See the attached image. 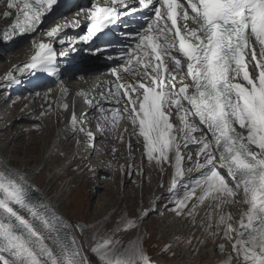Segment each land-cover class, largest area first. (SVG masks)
I'll return each mask as SVG.
<instances>
[{
    "label": "snow or ice",
    "instance_id": "6c2138e0",
    "mask_svg": "<svg viewBox=\"0 0 264 264\" xmlns=\"http://www.w3.org/2000/svg\"><path fill=\"white\" fill-rule=\"evenodd\" d=\"M56 3L57 0H6L7 10L3 15L8 18L15 11L14 23L8 26L13 35L17 31L35 32ZM186 3L188 7L180 0H105L104 4L97 0L82 10L90 21L87 34L61 36L59 43L64 45L68 41L71 46L78 40L105 39L108 36L105 29L116 24L121 16L142 9L151 13H142L146 23L132 34L137 41L135 48L132 53L125 49L121 57L131 63L132 54L140 51L142 55L136 60L138 72L129 78L131 82H117L115 91L108 93L118 106L111 110L112 127L115 129L120 120H128L133 126L132 134L137 139L143 138L149 162L155 160L162 166L169 160V154L174 153L177 178L183 175L181 146L199 145L197 157H203V163L197 159L196 166L205 171L193 185L185 186L183 198H177V181L173 180L172 210L184 215L183 210L196 188L202 185L206 187L197 204H203L206 197L215 193L212 199L218 203L214 206L221 209L226 204L237 203L234 197L242 193L247 209L238 227L234 228L231 214H221L217 232H211L209 225L210 235L215 239L223 226V239L232 241L236 264H264V0H186ZM181 13L186 21L183 32L178 26ZM188 20L196 27L189 28ZM62 28V25L53 27L46 35L57 37ZM255 45L259 46L260 59ZM112 47V42L107 41L94 51L99 53ZM38 48L24 68L57 75L60 69L53 45L41 42ZM59 55L68 53L62 51ZM107 55L112 58L110 53ZM250 63L255 74L249 71ZM112 74L117 81L122 79L120 69L114 68ZM8 79L9 82L15 79L13 73H8ZM62 106L69 107L67 103ZM172 109L181 121L182 127L177 131L183 135L179 137L173 134ZM71 122L75 128L78 123L75 114ZM87 134L93 137L91 131ZM217 159L219 165L214 163ZM221 169H226L231 186ZM151 211L154 209L143 211L139 219L149 216ZM195 214L196 205H193L187 215L194 220ZM138 227L137 219L121 216L113 236L122 228ZM233 232L237 233L235 237ZM113 236L102 238L91 247L100 264H153L140 238L124 247ZM46 240H51L58 251ZM225 247L222 243L219 250L223 252ZM165 250H170V246ZM0 264H91L83 256L72 227L47 205L34 201L29 189L2 168Z\"/></svg>",
    "mask_w": 264,
    "mask_h": 264
},
{
    "label": "bare ground",
    "instance_id": "6f19581e",
    "mask_svg": "<svg viewBox=\"0 0 264 264\" xmlns=\"http://www.w3.org/2000/svg\"><path fill=\"white\" fill-rule=\"evenodd\" d=\"M5 4L6 0H2V2H0V57L2 56L1 52L8 51V53L4 56L6 60L0 63V70L3 69L5 73H7L6 80H8L9 86L6 87V89L11 93V95H16L14 103L17 104V106H14V104H5L7 95L4 96L5 98L2 99V101H0L2 103L0 105L2 108L0 122L6 117L12 116V124H14L12 125L8 123L4 126H0V133L13 126L14 132L19 135L18 138L21 136L24 137L23 135H25V133L23 132L21 125L15 124V121H25V119L31 120L34 123L36 121L37 124L34 125V127L38 130L36 132V130L33 129L30 133H27V140L24 144L25 147L29 149H26L20 157L19 155L14 154L12 149H9V145L16 138H10L7 142H1L0 168L8 173L12 178H15L19 182L23 183L29 189L30 195L34 201L42 202L43 204L47 205L50 211H54L56 214L62 217L68 225L72 227V233L81 245L82 254L87 258V254L82 247L80 238L75 230L74 225L61 209V203L79 184V178L76 179L75 176L68 177V179L64 181L56 191H53V187L48 185L52 179L60 175H68L74 167L85 163L90 168L95 170L93 173V175H96V180L94 183H96L98 190L103 189L107 192L108 189L110 190L114 188V185L117 186V200L121 201V203H124L122 204L123 207H125V210L123 215L122 213L118 215L116 223L110 228L109 220L113 213H115L117 209H122L123 207L118 206L116 208V206H113L112 208H109L108 211L106 210L107 212L104 213L102 217H97L91 228L93 229V239L95 238L94 240L99 241L102 238L113 236L114 230L116 229L121 216L127 215L129 219H133L130 208H126L128 199L135 201L136 195L139 196L137 199L139 198V203L142 206L139 209L140 216L144 211L145 204H147V210L154 209V211H151L150 213H154L155 210L158 209L157 205L160 201L161 187L156 184L155 181H153L154 183L147 182L146 186L149 187L148 189H150V192L146 198L144 196L145 189L147 190L145 185L140 183L137 185L136 189H134L132 186L130 188L129 182L132 180L133 174L135 173L136 176L142 171L141 162L143 164L145 161H147V165H155L158 169V172L162 173L163 175L169 173L170 177H172V181L176 179V186L181 185L185 188V186L190 187L193 185L195 180L201 177H196L199 175L201 170L205 171V169L198 168L196 166L197 159L203 163V157H197L199 145L195 143H189L187 147L181 146L180 151L184 157L182 160L183 175L177 178L174 153L169 154V160L165 161L162 166L158 165L155 160L149 162L146 158V152L143 146V138L141 137L137 139V136L132 134L133 126L128 120H121L124 122L123 128L118 129L119 127H116L113 129L111 124V110L118 106L114 103L111 97H108V93L110 90L113 92L115 91V84L117 82H131L129 78L139 70L136 60L142 55L140 51L132 54L131 63H128L127 59H121V57L124 55V52H118V55L116 56L111 55V59L108 58V55H104L102 57L101 54H97L96 52L89 56L81 55V52L75 53L73 57L70 55L60 56L59 53L62 51H68V46L66 45V41L64 45H61L59 43V37L65 35L72 37L71 30L76 27V24H74L73 21H78V23H81L84 12L74 11L54 20L48 19L41 25H38L35 32L21 34L17 31L13 35L12 29L8 26L14 23L13 18L15 17L16 13L13 10L12 16L5 18L3 15V13L7 10ZM77 13H79V15H77ZM189 22L192 24L191 28L196 27L191 20H189ZM58 25L63 26L58 36L53 38L48 37L46 33ZM6 31L8 35H5ZM41 42L46 44L51 43L53 45L54 51L57 53V59H62L56 61L57 66L60 69L57 75L24 68V65L30 63L32 57L39 51L38 45ZM116 43H121V41ZM122 45L128 46L130 53H132V50L135 48V44L132 45L129 41L122 43ZM113 51H115V48H113ZM104 59L107 60L108 64L103 63ZM257 59H260L258 49ZM84 60L93 62L94 65L97 64L98 66L95 67L91 72V69L93 68L87 66L84 63ZM252 63H254V61ZM252 63L249 64V71L250 73L255 74L252 68ZM114 68H118L121 71L122 79L120 81H117L116 77L112 74V70ZM125 68L129 69V71L125 72ZM96 71L99 73L94 74ZM8 73H13L15 77V79L11 82H9ZM94 80L98 86L95 85ZM237 82L243 81L238 80ZM94 86L99 89L98 94L89 98L91 103H89L88 106L91 108V111L83 115V113H81L83 106L81 107V111L79 113V103H74V99L77 97L78 101L82 95L80 92L93 89ZM177 87H179V85H177ZM65 89H67V92H64ZM28 93H33L30 98L23 96L24 94ZM62 93H64L63 96ZM102 93L103 96L101 95ZM105 97H107V99H105ZM64 103L69 105L67 109L63 108L62 105ZM18 106L25 108L23 112L21 108L19 109V112H22L21 114H16V112H14V109ZM9 108H11V110H9ZM101 108L104 109L103 112L100 111ZM166 111L169 110L166 109ZM73 114H75L78 121L75 128L71 122ZM27 115L31 116L27 117ZM90 115L91 117L86 118V120H88L89 127L92 128L91 130L93 132H91L93 133V136H95V142H91L92 137H89L87 134L90 130H87V128L82 126L83 118ZM106 116L108 117L107 120L104 118ZM170 122L174 125L173 134L178 137L182 136L183 133L177 131V129L181 128L182 125L174 109L171 110ZM196 123L199 126L198 120ZM24 128L26 129V127ZM40 128H42V131L37 138L36 134L39 133ZM125 129L128 131L125 132ZM116 132H118L117 135ZM51 134L52 139L49 140ZM195 135L199 136V133H196ZM97 141L99 144L96 146ZM129 142L131 143V150L129 149ZM177 142L181 143V145L183 143L180 140ZM37 144L42 151V156L40 158L38 167H36V169H31V165L29 161H27V156L30 157V155H33V151H31L30 148L31 146H35ZM156 155L158 156V154ZM189 156L192 157V160L188 159ZM17 161L21 162L19 167H15ZM216 161L220 162L219 159ZM47 165L52 167V172H50L46 180L47 185L40 186L37 179ZM221 171L225 174V179L228 180L231 186L232 182L226 175V169H221ZM118 172L122 176L119 178V181L115 183V177ZM108 175H111V182H108L107 180ZM20 177H23V180H20ZM104 181H106L105 185H103ZM133 185H135L134 182ZM204 187L206 186L202 185L201 190H203ZM195 193L198 194L197 190ZM103 194L105 195V193ZM212 195H215V193L207 197L208 201L210 200V202L213 200ZM197 196L199 198L201 194ZM234 199L237 201V203H229L228 206H226L227 204L224 206L226 207L227 212H230L232 217L237 221L238 227V221L240 220L243 212L247 209V205L244 202L242 193L234 197ZM211 204H209V206ZM106 206H104V208ZM230 209L234 211H230ZM138 223L139 227L132 229L133 233L129 240L125 241L122 237L114 238L116 234H121V232L125 231L123 228L120 231L115 232L113 238L120 240L122 246L124 247L131 243L137 242V239L140 238L142 240L143 247L146 250L145 233L148 229L147 224L143 221V218L139 219ZM166 230V226H162L161 231L165 232ZM46 243L50 247H53L54 251H58V249L52 245L51 240H46ZM4 255L6 256L7 254L4 253ZM148 256L150 257V255ZM214 256V251L212 249H208L207 251L200 254L195 261H187L182 264H226L228 261L230 264H236V254L233 251L232 246L229 248V250H227V253L223 254L217 260H212ZM205 257L209 258L205 259ZM167 264H178V262Z\"/></svg>",
    "mask_w": 264,
    "mask_h": 264
},
{
    "label": "rangeland",
    "instance_id": "374dc122",
    "mask_svg": "<svg viewBox=\"0 0 264 264\" xmlns=\"http://www.w3.org/2000/svg\"><path fill=\"white\" fill-rule=\"evenodd\" d=\"M7 53L8 51L1 52L3 57L2 56L0 57V63L6 60L4 56ZM6 78H7V73H5L3 69H1L0 70V101H2V99L5 98L4 96L7 95L5 104L6 105L14 104V106H17V104L14 103V100L16 99V95H11V93L6 89V87L9 86L8 80H6ZM32 94L33 93H28V94H24L23 96H25L26 98H30ZM1 104L2 103L0 102V105ZM20 108L22 112L25 110V108L18 106L17 108L14 109V112H16V114L17 113L21 114L22 112H19ZM9 110H11V108H9ZM80 111L81 109L79 107L78 112L80 113ZM1 113H2V108L0 106V114ZM30 116L31 115H27V117ZM90 117L91 115L88 116V118ZM12 120L13 117L8 116L0 122V126H4L5 124L8 123L12 124ZM15 122H16L15 124L21 125V128L25 133V135H23L24 137L21 136L18 138L19 135L14 132L13 126L10 125L11 127L9 129L2 131L0 133V143L7 142L10 138H16L9 145V149H12L14 151V154H17L20 157L22 156V154L26 149H29L26 148L24 144L25 141L27 140L26 136L27 133H30L33 129H35L37 132L38 129L34 127V125H36L37 122L35 121L34 123L31 120H26V119L25 121H20V122L15 121ZM118 125L117 128L119 127L118 129H121L124 126V122L120 120L118 122ZM24 127H26V129ZM41 129L42 128H40L39 133L36 134L37 138L39 137L42 131ZM117 133L118 132H116V135ZM51 139H52V134L50 135L49 140ZM30 150L33 151V155H30V157L27 156V161H29L31 165V169H36V167H38V164L40 162L42 151L38 144L35 146H31ZM146 163L147 161H145L143 164L141 162L142 171L138 173V175L136 176L134 173L132 176V180L129 182V184H130V188L132 186L134 189H136L137 185H139L140 183L146 186L147 182L154 183L153 181H155L156 184H158L161 187L160 201L157 205L158 209L155 210L154 213H150L149 216L143 218V221L147 224V228H148L147 232L145 233L146 253L150 255L153 264H167L172 262H176V263L178 262V264H182L187 261L192 262L195 261L200 254L207 251L208 249H212L214 251L215 256L212 258V260H217L223 254L227 253V250H229V248H231L232 246V241H227L223 239V230H224L223 226L220 227L219 235L215 239H213L212 236L210 235V231L213 233L217 232L216 225L219 223L218 221L219 216L221 214H225V215H228V213L231 214L230 212H227L226 207L223 206V209L221 208L219 209L218 207H215L214 205L218 203V201L214 202L213 200H211L210 202V200L208 201L207 197L205 198L203 204L194 203L197 202V198H198L197 195L203 194L202 192L203 190H201V186H200L196 188L198 194L194 193V195L192 196V198L188 203V206L183 210L184 215H178L175 211L172 210L175 207V204L170 203V200L173 199V197L170 195L173 189L172 177H170L169 173L163 175L162 173L158 172V169L155 165L149 166ZM214 163H216L217 165L220 164V162L217 161H214ZM20 164L21 162L17 161L15 167L16 166L19 167ZM94 171L95 170L93 168H90L85 163L84 164L82 163L80 164V166L74 167L69 172L68 175H63V176L60 175L55 177L49 182L48 185L53 187L52 188L53 191H56L58 190L60 185L68 179V177L75 176L76 179L79 178V181L81 183L78 182L79 184L73 190V192L61 203V209L67 215L71 223L74 225L75 230L80 238L82 247L87 254L88 261H90L91 264H97V262L100 264V261L98 260L97 256L91 251V247L94 246V244L97 242L96 240L93 239L92 236L93 229L91 228V226L94 223V221L97 219V217L98 218L102 217V215L106 213L109 210V208H112L113 206H116V208L118 206L123 207L124 203L122 202L123 203L122 204L121 201L117 200L118 188L116 185H114L115 186L114 188L110 190L108 189L107 192L103 189H99V190L97 189L96 183H94L96 180V175H93ZM50 172H52V167L47 165L43 169L42 173L39 175V178L37 179L40 186L47 185L46 180ZM203 172L204 170H201L199 172V175H197L196 177L201 176ZM121 176L122 175L119 172L116 174L115 183L119 181V178ZM110 178L111 175H108L107 176L108 182H111ZM105 182L106 181L103 182V185H105ZM133 182L135 183V185H133ZM179 186L175 187L177 198H183L186 189L181 185ZM146 187L147 190L145 189V193H144L145 198L149 195L150 192V189H148L149 187L148 186ZM103 193H105V195ZM137 197L139 196L136 195L135 201H131V199H128L126 203V208L127 207L130 208L131 214L133 215L132 218L137 219L139 221V218L141 217L139 214V209L142 206L139 203L138 200L139 198L137 199ZM206 200L208 201V203ZM209 204L211 205L209 206ZM193 205H197L194 220L191 216L187 215L188 210L192 208ZM228 205L229 204H227L226 206ZM104 206L106 207L104 208ZM124 210L125 207H123L122 209L119 208L115 211V213H113L112 217L109 220V228L116 223L119 214L122 213L123 215ZM145 210H147V204L144 205V211ZM230 211H234V210L230 209ZM232 223L234 228H236L237 221L234 218L232 220ZM209 225H211L210 231H209ZM162 226H166L167 230L165 232L161 231ZM81 229L83 231H81ZM132 233L133 230L128 229L125 230L124 232H121V234H116L114 238L122 237L125 241H127L131 238ZM232 235L233 237H235L236 232H233ZM222 243L226 245L225 250L223 252L219 250V245ZM166 246H170V250H165ZM173 252H175V255H173ZM208 258L209 257H205V259ZM226 264H230L229 261Z\"/></svg>",
    "mask_w": 264,
    "mask_h": 264
},
{
    "label": "trees",
    "instance_id": "16d2710c",
    "mask_svg": "<svg viewBox=\"0 0 264 264\" xmlns=\"http://www.w3.org/2000/svg\"><path fill=\"white\" fill-rule=\"evenodd\" d=\"M97 264H99V263L97 262Z\"/></svg>",
    "mask_w": 264,
    "mask_h": 264
}]
</instances>
